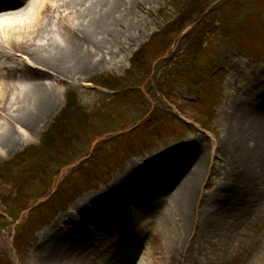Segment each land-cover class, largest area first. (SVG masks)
I'll use <instances>...</instances> for the list:
<instances>
[{
    "label": "rangeland",
    "instance_id": "1",
    "mask_svg": "<svg viewBox=\"0 0 264 264\" xmlns=\"http://www.w3.org/2000/svg\"><path fill=\"white\" fill-rule=\"evenodd\" d=\"M163 6L164 0H125V3L119 6L108 33L100 36L107 46L105 60L78 80L60 78L53 81L52 85L55 88L57 85V91L61 93V101L49 105L38 124V134L26 135L20 143L17 142L11 148L0 152V165L23 150L39 144L42 134L64 108V98L68 90L76 91L84 110L91 117L99 113L98 110L105 109L109 113L108 123L115 125V121L121 119L120 113L124 114V120L120 121L122 128H125L122 131H132L130 124L136 123L142 115L150 113L152 109L156 112L164 110L170 114L169 122L165 125L160 123V126L151 130L140 131L139 142V137L136 139L132 136L124 144L117 143L113 136L117 135L119 130L102 135L94 140L96 143L94 141L84 143L86 149L83 150L82 158L73 166L86 160L89 153L100 144H103V147L97 153V160L102 163L106 154L112 155L114 150L121 149V145L126 151H131L132 142L143 145H140L134 157L126 161L124 152H120V159L114 162L112 158H108L102 174L92 178L87 184L84 183L83 173L76 174L75 186L84 183L85 189H80L76 195L71 196L75 186L71 184L64 186L65 184L61 183L70 176L69 170L73 166H66L68 168L64 167L57 173L58 170L51 162L45 164L40 161L41 159L35 158L32 167L24 165L19 169L13 171L7 169L0 173V264H39L43 253L41 249L43 234L58 219H64L67 215L70 217L73 215L82 222L80 229L72 231L70 239L75 243L81 240L80 244L85 243L88 251L79 258H72L68 252L55 264H102L101 259L109 251L110 254L113 251L125 262L130 263L134 258H142L140 261L142 264H149L150 261L147 259L157 260L160 251L169 244V239L171 242L178 240L183 225V218L171 213L172 211L175 213V201L170 202L157 194L155 189H150L163 178L157 172L162 157L174 152L186 155L188 169H196L200 164L203 169L200 177L203 179L198 181L199 186L195 191L187 230L185 235L183 234L190 243L189 260L186 258L183 263L184 260L179 253L178 264H264V183L262 181H248L247 184L241 185L232 183L230 178L235 166L233 159L235 154L227 147L233 140L234 133L242 131L241 120L243 121L244 117L252 111L256 113L261 109L264 112V0H214L209 9L214 10L221 6L219 10L229 15L231 21L239 22L241 29L245 30L246 34L239 38V45L247 48L249 56L241 54L238 44H232L228 37L220 36L216 30L211 36L205 35L209 40V54L213 60L212 62L210 59V64L214 65L210 66L208 69L210 71L205 76L211 81L184 83L174 80L176 105L183 106L187 111L191 109L192 113L203 121L214 113L212 121L208 124L212 134L202 130L188 114L176 110L175 105L163 98L156 89L155 99L147 95L150 89L155 88L152 80L155 68L161 64L156 74L161 75L165 67L175 60L179 36L174 40L170 54L167 53L164 58H160L162 61L157 63L159 59L152 62L146 71V65H143V68L135 66V71L132 70L130 58L140 46L150 41L152 33L159 28L158 21L153 18ZM78 8V3L68 5L63 12L68 15ZM210 18L211 23L215 21L214 15ZM57 23L58 20L54 16L48 28H55ZM147 57L148 62L152 60L151 56ZM138 68H142L144 72L141 73L143 79L132 82L129 76L135 77ZM96 75L118 79V89L111 92L93 85L90 81ZM217 76H221L222 98L219 105L209 111L207 107L213 91L208 87L218 84ZM196 94L199 96V103L192 102ZM110 117L113 118V122H110ZM148 117H154V122L158 120L154 115ZM245 125L248 126L249 123ZM253 145L244 144L245 149ZM91 165L86 164L88 167ZM131 169L138 174L125 178ZM119 179H124V185L130 189V196L125 194V202L113 204L118 205V212L113 210V205H109L106 212L99 215L90 206L88 211L94 214L98 227L76 214V204L91 195L111 196L109 199L113 202L110 188ZM222 184L232 190L233 201L227 204L230 209L218 220L214 215L216 217L214 220L213 215H210L212 212H208L210 207L206 199ZM239 185L240 188L237 187ZM20 186L31 200L36 198L30 202L28 212L32 207H36L35 205L43 206L41 203L59 187L63 189L58 200L61 210L54 214L53 219L48 220L44 217V213L47 215L50 207L48 204L32 215L33 221L41 224L49 221L39 230H35L27 223V211L20 212L19 219L15 222L6 214V210L11 206V199ZM4 200L8 202L4 203ZM137 205H141L145 211L136 213ZM203 212H208L212 222L218 221L219 227H213L216 223L213 222L210 223L211 228H206L207 223L201 220ZM20 227L24 232L22 236H18L17 232ZM30 228L34 230L31 235L33 241L32 239L29 241L25 234ZM80 237L82 238L78 241ZM145 255L146 260L143 261Z\"/></svg>",
    "mask_w": 264,
    "mask_h": 264
},
{
    "label": "bare ground",
    "instance_id": "2",
    "mask_svg": "<svg viewBox=\"0 0 264 264\" xmlns=\"http://www.w3.org/2000/svg\"><path fill=\"white\" fill-rule=\"evenodd\" d=\"M1 1V0H0ZM79 4L76 11L64 14L68 5ZM125 0H2L0 2V152L23 141L26 135L39 133L38 124L49 105L61 101V93L52 85L60 78L78 80L103 62L106 44L100 39L107 34L119 6ZM58 23L49 29L53 17ZM242 131L235 132L227 146L232 152L234 165L230 180L235 184L248 181L264 183V112H250L244 117ZM246 126L245 124H248ZM253 143L245 149L244 144ZM259 171H258V170ZM125 178L138 174L129 170ZM157 172L163 178L156 183L157 194L175 201V213L183 218L179 238L168 240L157 260L149 264H178L177 255L189 260V245L185 235L188 217L195 200L198 181L203 174L201 164L196 169L187 168V157L174 152L162 157ZM124 179H119L110 188L113 202L105 195H91L76 204V214L85 221L97 224L91 206L102 215L109 205L125 202V194H130ZM198 184V185H197ZM240 185L237 186L240 188ZM130 196V195H129ZM233 192L224 184L216 188L206 199L214 220L230 209ZM207 207V208H208ZM118 212V205H113ZM137 212L145 211L137 205ZM206 211V209H205ZM208 212L202 213L206 228L219 227ZM216 215V217L214 216ZM93 221V222H92ZM98 227V225H96ZM82 222L73 215L58 219L43 234L39 264H55L68 252L72 258L83 256L88 248L85 243H75L70 239L74 229H80ZM92 244V243H90ZM94 244V243H93ZM143 248V247H141ZM192 248V245H191ZM110 251L101 259L102 264H129L118 254ZM188 253V256H187ZM138 254V252H137ZM147 255V254H146ZM146 255L143 261L146 260ZM142 258H134L130 264H142ZM146 263V262H145Z\"/></svg>",
    "mask_w": 264,
    "mask_h": 264
},
{
    "label": "trees",
    "instance_id": "3",
    "mask_svg": "<svg viewBox=\"0 0 264 264\" xmlns=\"http://www.w3.org/2000/svg\"><path fill=\"white\" fill-rule=\"evenodd\" d=\"M213 1L214 0H164L165 6H163L153 18L155 21H158L159 28L152 33L150 41L140 46V48L133 54L132 58H130V64L133 67V71H135V66L143 68V65H146L145 71L148 70V66L151 65L152 62L158 61L169 51L174 40L187 26L196 24L180 39L179 47L176 51L177 54H175V60L165 67L163 74L156 75L161 64L155 68L152 76L155 88L150 89L148 94L152 99H155L154 90L156 89L169 102H172L180 112L185 115L188 114L194 122L210 132H212V130L208 124L212 121L214 113L210 115L206 121H203L194 115L191 109H189L190 111H187L183 106L176 105L174 97V80H180L184 83H190L192 81H195V83L211 81V79L205 76L207 75L206 73L210 71L208 70L210 66L214 67V65L210 64L211 56L209 54V40H207L208 44L206 47H204L203 44L205 41V35L209 34L211 36L215 34L214 32L216 30H218L220 36L224 38L228 37L232 44H238V49L241 54L249 56L247 48L245 46V48H242L239 45V38L241 35L246 34L245 30L241 29L242 26H239V22L236 21V23L231 21L229 15H225L224 12H221L219 10L221 9V6L218 9L209 10ZM213 15L215 16V21L211 23L210 17ZM147 55L152 58L149 62L147 61ZM142 68H138L139 70L136 71L137 75L135 77L129 76L132 82L143 79L141 73L144 72H142ZM218 72L222 73V71ZM220 77L221 76H217L218 84L214 85V87H208V89L213 91L210 103L207 107V110L209 111L215 109V107L221 102L222 93L220 88ZM90 82L113 92L119 87V80L107 75H96ZM198 94H196L194 101L192 102L199 103ZM98 111L100 112L93 115V117L88 113H85L82 107L78 105L76 93L73 90H68L65 96L64 108L58 113L46 131L42 134L39 140V145L25 149L15 155L8 162L1 164L0 173L2 174L7 171V169L12 171L14 169H19L24 165L32 167V162L35 158H38V160L41 159L40 161L43 163L51 162L56 167V170H58V173L62 167L67 166L73 163L77 158H80L83 150L86 149L84 143H91L102 135L122 129V123H120L122 117L115 121V125L109 124V113L107 110L103 109ZM151 115H154L158 120L154 122V117H148L139 125L136 129L138 130L136 133L118 135L113 140L117 141V143L124 144L127 139H131L132 136H134L136 139L139 137V142L141 136L138 135V133L140 131L151 130L156 126H160V123L161 125H165L171 118V115L164 110H159V112L154 110ZM110 122H113L112 117H110ZM140 145H143V143L136 145L132 142L131 151L123 150L121 145V149L114 150L112 155L110 153L106 154L104 157V163H102L97 160V153L100 151V148L103 147L101 144L93 150L90 157L85 162L72 170L68 181H70V184L74 187L76 185V180L74 178L76 174L81 172L84 174V183L87 184L92 178H96L102 174L104 167L108 163V158H112L111 160L114 162L117 159H120V152H124L126 157L134 156L135 152L140 149ZM86 164L92 165L88 167ZM27 170L29 171V169ZM84 183H81L80 186H75L71 196L78 194L80 189L85 190L83 188ZM18 188L15 196L11 199V206L6 210L7 216L11 219H16L19 213L26 208L28 202L31 200L27 194L23 193L21 186ZM60 193H62V191ZM25 196L27 197L23 199ZM56 196L57 194H54L47 202L50 207L47 210V215L44 213V217L48 220L61 209H59L58 206L59 198ZM7 202L8 201L4 200V203ZM31 215L32 214H30L27 223L32 225L35 230H38L45 225V223L41 224L38 221H33ZM33 231L34 230L30 228L29 231L25 233L28 236L29 241L32 239L31 235L33 234ZM17 232L18 236L24 234L22 227H20Z\"/></svg>",
    "mask_w": 264,
    "mask_h": 264
}]
</instances>
